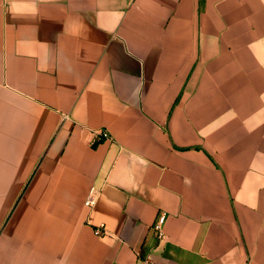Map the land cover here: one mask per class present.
<instances>
[{
	"label": "crops",
	"instance_id": "1",
	"mask_svg": "<svg viewBox=\"0 0 264 264\" xmlns=\"http://www.w3.org/2000/svg\"><path fill=\"white\" fill-rule=\"evenodd\" d=\"M145 260L264 264V0H0V264Z\"/></svg>",
	"mask_w": 264,
	"mask_h": 264
},
{
	"label": "built area",
	"instance_id": "2",
	"mask_svg": "<svg viewBox=\"0 0 264 264\" xmlns=\"http://www.w3.org/2000/svg\"><path fill=\"white\" fill-rule=\"evenodd\" d=\"M131 1V0H130ZM110 136L109 132L106 130H98L95 133V137H94V142L99 141L102 138H108ZM97 201V196L95 194V192L90 193V195L87 197L86 201H85V205L88 207H93L96 204ZM165 219H166V215L162 214L160 215V217L158 218V220L155 222L154 224V230L156 231L157 237L160 241L165 240L166 238V232L164 229V223H165ZM95 232L97 235H105L107 233V230L105 228L104 224L99 225L98 227H96ZM141 264H156L153 261H148L145 260L143 263Z\"/></svg>",
	"mask_w": 264,
	"mask_h": 264
}]
</instances>
